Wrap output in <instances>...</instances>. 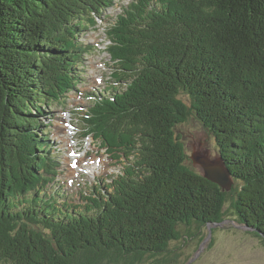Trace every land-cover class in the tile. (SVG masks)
<instances>
[{"label": "trees", "instance_id": "1", "mask_svg": "<svg viewBox=\"0 0 264 264\" xmlns=\"http://www.w3.org/2000/svg\"><path fill=\"white\" fill-rule=\"evenodd\" d=\"M114 3L0 0V264H138L180 225L222 222L229 198L264 240V0H131L106 30L115 83L80 118L123 171L82 202L54 181L46 108L66 102L79 34ZM190 116L230 191L190 161L178 134Z\"/></svg>", "mask_w": 264, "mask_h": 264}, {"label": "rangeland", "instance_id": "2", "mask_svg": "<svg viewBox=\"0 0 264 264\" xmlns=\"http://www.w3.org/2000/svg\"><path fill=\"white\" fill-rule=\"evenodd\" d=\"M127 2L116 0L106 10L109 17L97 20L95 28H87L79 34L80 40L87 43L91 51L88 50L90 52L84 56L85 64L80 69L76 89L67 95L66 104L46 108L51 115L45 117L44 121L51 118L50 139L59 150L56 160L60 164V174L56 180L61 181L65 189L75 196H79V192L89 195L99 179L101 187H105L108 176L122 169L104 149L101 150L99 142L92 136H81L82 126L77 113L91 102L88 96L106 95L104 87L109 82L113 83L111 60L105 50L108 43L105 29ZM178 134L182 136L189 159L198 148L206 151L210 157H216V146L211 135L194 117L190 116L179 125ZM67 136L69 138L65 141ZM70 156L79 157L72 167L67 160ZM224 209L226 214L222 223L201 228L196 224L180 225L179 238L170 240L163 254L147 257L138 264H264V240L239 226L230 198L225 202ZM112 255L108 254V257ZM128 260L131 258L123 256L108 264H127Z\"/></svg>", "mask_w": 264, "mask_h": 264}, {"label": "water", "instance_id": "3", "mask_svg": "<svg viewBox=\"0 0 264 264\" xmlns=\"http://www.w3.org/2000/svg\"><path fill=\"white\" fill-rule=\"evenodd\" d=\"M190 159L194 167L203 177L220 186L223 191L231 190L233 177L220 156L210 157L206 151L198 148L192 152ZM239 226L243 229H253L245 225Z\"/></svg>", "mask_w": 264, "mask_h": 264}, {"label": "bare ground", "instance_id": "4", "mask_svg": "<svg viewBox=\"0 0 264 264\" xmlns=\"http://www.w3.org/2000/svg\"><path fill=\"white\" fill-rule=\"evenodd\" d=\"M82 44H83V43H82ZM68 138H69V137L67 136L64 140L67 141ZM69 159H70V160H69ZM67 160H68V162H70L71 167H72V165H73L74 163H76V162L79 161V157H77V156H75V157L70 156V158H68Z\"/></svg>", "mask_w": 264, "mask_h": 264}]
</instances>
